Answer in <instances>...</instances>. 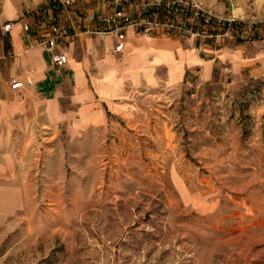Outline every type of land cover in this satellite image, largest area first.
<instances>
[{"label": "rangeland", "instance_id": "obj_1", "mask_svg": "<svg viewBox=\"0 0 264 264\" xmlns=\"http://www.w3.org/2000/svg\"><path fill=\"white\" fill-rule=\"evenodd\" d=\"M203 2L245 57L211 81L161 71L96 122L68 91L0 112V264H264V0Z\"/></svg>", "mask_w": 264, "mask_h": 264}, {"label": "crops", "instance_id": "obj_2", "mask_svg": "<svg viewBox=\"0 0 264 264\" xmlns=\"http://www.w3.org/2000/svg\"><path fill=\"white\" fill-rule=\"evenodd\" d=\"M74 1L77 13L99 14L105 10L100 0ZM51 2L0 0V112H6L8 117L36 120L45 113L49 119L58 118L61 97L68 91L74 102L82 104L88 122L101 121L104 113L99 103L115 104V99L131 87L156 81L161 71L171 82L187 80L191 73L211 81L215 68L225 59L245 58L240 47L218 48L221 35L216 32L203 40L141 35L129 28L122 53L113 52L112 34L101 37L85 33L57 46L55 51L65 62L54 65L52 52L36 45L23 28L25 21L33 24L38 12ZM212 5L217 11L223 9L220 3ZM6 23L12 24L11 29L1 30ZM15 80L22 86L12 88ZM96 97L99 103L94 101ZM46 104L56 108L45 110Z\"/></svg>", "mask_w": 264, "mask_h": 264}, {"label": "built area", "instance_id": "obj_3", "mask_svg": "<svg viewBox=\"0 0 264 264\" xmlns=\"http://www.w3.org/2000/svg\"><path fill=\"white\" fill-rule=\"evenodd\" d=\"M100 1L105 4V10L97 14L77 13L74 0H52L38 12L39 16L33 24L25 21L23 28L33 37L36 45L52 52V63L61 66L65 58L56 53L57 46L80 34L93 33L101 37L112 34L115 39L113 52L119 54L125 50L129 28L141 35L164 34L202 39L214 36L212 28H225L223 33L228 34L231 28L239 24L235 18L208 7L203 0ZM11 26V23H6L1 30L9 31ZM217 34L220 35V32ZM11 86L19 88L22 82L15 80Z\"/></svg>", "mask_w": 264, "mask_h": 264}, {"label": "bare ground", "instance_id": "obj_4", "mask_svg": "<svg viewBox=\"0 0 264 264\" xmlns=\"http://www.w3.org/2000/svg\"><path fill=\"white\" fill-rule=\"evenodd\" d=\"M234 11H235V13H238V14H239V12H238V10H237V9H235Z\"/></svg>", "mask_w": 264, "mask_h": 264}]
</instances>
